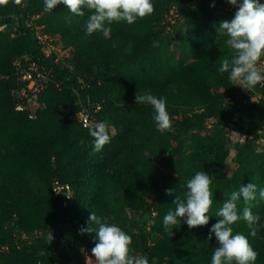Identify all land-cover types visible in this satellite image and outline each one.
I'll return each instance as SVG.
<instances>
[{
	"label": "trees",
	"instance_id": "obj_1",
	"mask_svg": "<svg viewBox=\"0 0 264 264\" xmlns=\"http://www.w3.org/2000/svg\"><path fill=\"white\" fill-rule=\"evenodd\" d=\"M153 4L150 16L131 25L113 22L104 37L86 35L87 10L76 17L63 4L45 12L44 0L0 3V25L9 26L0 32V264H83L80 249L92 251L96 243L95 233H80L91 213L129 234L133 254L147 256L149 264H211L218 245L214 234L211 240L208 236L221 219L217 212L247 183L257 185L251 209L264 225V200L258 195L264 189V142L256 143L264 138V99L240 103L258 85L249 90L220 73L221 60L232 56L229 37L210 33L215 23L231 22L238 8L227 0ZM172 10L177 14L173 23L168 20ZM27 17L72 49V70L56 71L64 83L39 95L35 119L14 109L11 93L13 61L23 56L44 60ZM78 78L88 88L81 91ZM136 93L165 98L174 130L159 131L153 107L136 104ZM80 97L99 102L97 120L110 125V142L98 153L88 129L71 117ZM226 97L240 104L226 105ZM234 136L235 169L228 174ZM203 170L215 176L209 223L189 229L181 221L173 234L165 231L164 216L175 210L176 197L184 198L187 181ZM54 181L71 190L66 206L52 191ZM244 207L241 198V214ZM232 227L258 253L253 264H264V227L256 237L243 220ZM39 229L42 234H35ZM4 244L7 251L1 249Z\"/></svg>",
	"mask_w": 264,
	"mask_h": 264
},
{
	"label": "clouds",
	"instance_id": "obj_2",
	"mask_svg": "<svg viewBox=\"0 0 264 264\" xmlns=\"http://www.w3.org/2000/svg\"><path fill=\"white\" fill-rule=\"evenodd\" d=\"M3 2L4 0H0V3ZM227 2L237 7L238 11L231 22L223 21L219 24L220 29L226 30L229 37L226 44L232 50L231 59L221 60L219 71L229 73L230 81L252 90L256 85L264 82V74L258 68V62L264 57V4L259 0H240L239 3L238 0H227ZM59 4L65 5L76 17H84L87 10L89 15L85 24L86 35L101 33L104 37L110 36L112 31L110 25L113 22L123 21L131 25L137 18L143 19L154 12L153 0H44V11L50 12ZM67 22H71V16L67 18ZM135 103L153 107L155 112L153 119L159 131L163 133L174 130L166 110L165 98L136 93ZM38 105L40 108L39 97ZM39 108L35 111V118ZM18 112L27 113V111ZM86 126L93 140L94 153L102 151L110 142L108 121H99ZM241 139L246 138L241 136ZM214 179V175L204 170L195 172L187 181L184 198L176 197L173 202L175 210H170L164 216L165 231H171L173 234V229H178L182 223L189 229L209 223L208 213L214 203L210 185ZM166 194H171V190H166ZM258 195L264 200V189H260ZM241 198L245 205L242 214L237 208ZM256 199L257 185L247 183L238 191H233L230 198L221 206L217 212L221 219L212 226L208 236V240H211L214 234L218 245L213 251L211 264H253L256 261L258 253L252 248L248 238L239 232L233 234L232 227L243 220L250 229V235L257 236L259 228L264 225L259 224L260 216L254 214L251 209L252 202ZM80 233H95L96 243L92 249L95 264H149L147 256L133 254L134 249L130 247L132 237L116 224L108 223L107 218L91 213L88 226L82 227ZM48 239L51 243L53 240L51 232Z\"/></svg>",
	"mask_w": 264,
	"mask_h": 264
},
{
	"label": "built area",
	"instance_id": "obj_3",
	"mask_svg": "<svg viewBox=\"0 0 264 264\" xmlns=\"http://www.w3.org/2000/svg\"><path fill=\"white\" fill-rule=\"evenodd\" d=\"M170 14L168 16V20L173 23V20L177 16L173 18ZM33 19L34 17H27L26 27L34 33V39L39 45V51L41 55L44 56V60L39 61L30 56H23L22 58L13 61V70L11 73L15 79V86L11 92L16 99L15 110L27 111L30 119L35 118V111L39 108V95L49 86L59 88L64 83L56 78V71L63 69L72 70L73 68L70 63L72 49H64L57 36L53 37L52 35L43 32V27L35 25L32 22ZM14 24L15 27H17L18 23L15 22ZM7 29L9 30V26L7 24L0 25V32H4ZM14 33V31L11 32V37L14 36ZM46 63L47 65H45ZM258 68L262 71L261 73L264 74V57H262L261 61L258 62ZM4 78L7 79L8 76H5ZM77 83L79 84L81 91L89 86L88 82L82 78H78ZM260 99H264V82L258 84V89L253 91V93L248 94L247 99L243 98L239 101L244 104L248 101L258 102ZM239 101L226 97L224 99V104L231 105L236 104L237 102L239 103ZM78 103L79 108L71 115V117L83 129H88L86 125L91 126L95 122H99L96 116L101 109V104L99 102H92L88 97H80ZM261 142H264V138L256 141L257 144ZM52 191L56 196L63 197V206H66L68 201L72 198L69 186H62L57 181L53 182ZM152 216H155L154 212L152 213ZM42 232L43 231L41 230H35V234L41 235ZM1 249L7 251L8 247L4 244L1 246ZM80 255L83 264H95V260L92 257V251L90 249L82 247L80 249Z\"/></svg>",
	"mask_w": 264,
	"mask_h": 264
},
{
	"label": "rangeland",
	"instance_id": "obj_4",
	"mask_svg": "<svg viewBox=\"0 0 264 264\" xmlns=\"http://www.w3.org/2000/svg\"><path fill=\"white\" fill-rule=\"evenodd\" d=\"M170 16H172V17L174 18V17L177 16V14H176L175 11L172 10ZM16 22H17V21H16ZM13 26H14V27H12V29L15 30V28H16V27H15V24H14ZM210 33H211L212 35L226 34V30H222V29H220V28H219V23H215V24H214V28H213V30L210 31ZM125 66L127 67V70H128L129 72L134 71V68L132 69V68H130L128 65H125ZM77 102H78V100H77ZM112 134H114L113 130H112ZM237 140H238V138H237L236 136H234V137L232 138L231 143L228 145L229 152H230V155H229V157H228V159H227V163H226V172H227L228 174H232L233 170L235 169V166H234V164H233V162H232V157H233V155H234V148H233V145L236 144ZM153 211H154V210H153ZM155 214H156V212H154V215H155Z\"/></svg>",
	"mask_w": 264,
	"mask_h": 264
}]
</instances>
